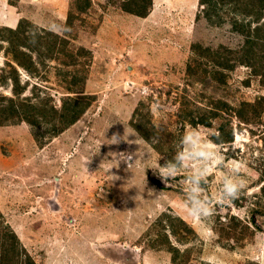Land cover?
Segmentation results:
<instances>
[{"label":"rangeland","instance_id":"1","mask_svg":"<svg viewBox=\"0 0 264 264\" xmlns=\"http://www.w3.org/2000/svg\"><path fill=\"white\" fill-rule=\"evenodd\" d=\"M121 7L122 0H0V28L26 20L57 35L60 51L55 59L33 54L31 72H17L25 88L16 97L12 58L0 43V106L15 97L39 109L28 114L31 123L0 126V264H12L1 260L12 255L2 252L3 234L17 237L34 264H174V256L177 264H254L255 234L264 231V113L244 124L234 110L264 98V83L245 67L216 74L192 50L226 54L244 36L228 23L209 25L198 0H152L145 18ZM77 99L86 108L70 123ZM217 101L231 114L210 118ZM207 116L209 126L191 124ZM222 124L233 139L216 144ZM192 128L225 165L241 162L246 180L234 205H219L217 168L206 184L213 214L203 220L182 203L188 173L165 185L154 172ZM114 134L125 140L112 144Z\"/></svg>","mask_w":264,"mask_h":264},{"label":"trees","instance_id":"2","mask_svg":"<svg viewBox=\"0 0 264 264\" xmlns=\"http://www.w3.org/2000/svg\"><path fill=\"white\" fill-rule=\"evenodd\" d=\"M89 4V0H86ZM199 6L202 7V17L211 26H220L224 23H228L231 29L237 31L238 34L244 36V42L237 50H226V54L223 51H219V48L215 51H211L209 48H202L199 45H193L192 50L198 58L204 59L205 62L210 64L212 68H215L216 74H221L222 71H231L235 67H245L249 70L250 75L258 77L260 82L264 83V0H198ZM152 0H122V10L128 12L140 18H145L148 15ZM85 7L80 12H83ZM262 22L260 23V21ZM29 30L31 24L26 20L18 22L15 29L0 28V43H6V53L10 54L11 70L13 75L10 80L14 84L13 95L19 97L24 91L25 86L20 87L18 79V70L21 68L24 71L31 72L33 66V54L37 55V58H41V54L45 52L49 59H55L56 55L60 53L58 51L59 37L54 34H48L39 30H32L36 33L32 39L35 43H29L30 36ZM48 37L51 42L48 43ZM46 49L44 50V48ZM1 47V45H0ZM224 76V74H222ZM218 82H224L223 79H219ZM16 98H6V104L0 106V126L8 122L32 121L29 113L39 110L33 105L18 101ZM72 103L73 115L70 117V123L74 122L80 113H83L84 108H80V99L70 101ZM27 104V110H24V105ZM219 108L215 111L209 110L210 118H216L222 111L231 114V109L226 102L217 101ZM49 110L53 113H66L65 107L59 110H54L50 107ZM43 112V109H42ZM235 116L242 123L247 124L255 118H260L264 113V98H258L252 104L240 105L234 110ZM191 124H202L209 126L208 116L205 119L192 120ZM226 125H220L216 136H212V141L216 144L230 143L233 139L232 130L226 131ZM1 246L2 252L10 251L12 253L11 258L2 261L12 260V264H34L32 259L28 257L22 250L18 248L19 242L17 237L13 236L10 242H7L6 235H2ZM174 264H177L175 256L172 259Z\"/></svg>","mask_w":264,"mask_h":264},{"label":"clouds","instance_id":"3","mask_svg":"<svg viewBox=\"0 0 264 264\" xmlns=\"http://www.w3.org/2000/svg\"><path fill=\"white\" fill-rule=\"evenodd\" d=\"M60 28L62 26H59ZM51 32L55 29L49 28ZM67 31V29H63ZM35 32L29 30V43L34 44L32 39ZM124 137L113 135L110 139L112 144L119 143ZM125 140V139H124ZM130 143H134L133 141ZM217 146L211 140L202 138V134L192 128L183 133L177 141L176 150L171 159H165L163 164L155 162V173L162 183L169 185L178 179L181 171L188 173L183 180V205L187 214L197 220L207 219L213 214L212 199L208 195L206 184L209 176L218 168L221 171L222 179L216 192V203L219 205L233 204L240 197L245 187L246 180L241 174L243 164L239 161H229L225 165L223 157L216 150ZM115 156V154H113ZM136 155V154H135ZM131 157L120 154V160H130ZM116 163L119 160L116 159ZM215 164V168L213 165ZM131 165V164H129ZM254 251L256 259L254 264H264V231H257L255 234Z\"/></svg>","mask_w":264,"mask_h":264}]
</instances>
